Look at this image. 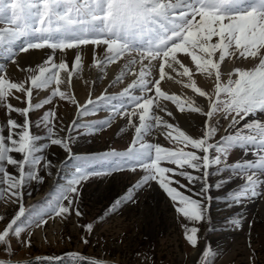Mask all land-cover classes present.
<instances>
[{"label":"snow or ice","instance_id":"snow-or-ice-1","mask_svg":"<svg viewBox=\"0 0 264 264\" xmlns=\"http://www.w3.org/2000/svg\"><path fill=\"white\" fill-rule=\"evenodd\" d=\"M0 24L4 25L0 60L25 73V79L14 81L6 64L0 63V110L7 116V135L0 125V200L5 207L17 206L11 218L0 215V264H20L12 259L13 239L29 248L33 228H43L51 219H68L73 213L82 218L84 183L115 174H131L135 181L103 216L81 225L84 244L106 218L135 204L142 191L162 192L180 222L184 241L199 253L194 264H215L218 253L202 242L199 228L211 222L212 201L240 208L264 199V0H0ZM38 50L50 51L41 63L20 66V54ZM89 51L93 68L103 71L108 65H122L109 87L126 77L131 82L116 94L105 90L92 98L90 92L80 103L70 90ZM229 60L251 66H235L224 81L221 66ZM194 77L212 80L214 86L205 90ZM169 80L195 95L182 97L162 90V81ZM41 90L49 94L34 102V91ZM10 98L25 106H14ZM198 98L203 100L198 103ZM57 100L75 106L67 135L59 134L65 131L63 126L57 130L58 113L51 107ZM45 106L50 107L44 110ZM40 110L38 119H30V113ZM101 112L107 117L85 119ZM176 112L198 114L200 131L192 134L185 129ZM13 113L22 117V123L12 118ZM113 125L121 137L132 130L125 149L74 153L72 145L83 135ZM33 127L42 134H34ZM159 136L170 146L157 142ZM50 146L67 154L59 166L43 154ZM69 161L73 170L63 184L56 185L55 194L42 205L26 206L24 189L33 182L43 184L42 171L52 176L56 167L59 176ZM9 166L16 174L9 172ZM228 224L242 230L243 214L230 217ZM135 255L137 264H157L154 253ZM65 258L84 259L68 252L36 257L35 262L60 264ZM87 264L105 262L93 259ZM250 264H255L252 257Z\"/></svg>","mask_w":264,"mask_h":264},{"label":"rangeland","instance_id":"rangeland-1","mask_svg":"<svg viewBox=\"0 0 264 264\" xmlns=\"http://www.w3.org/2000/svg\"><path fill=\"white\" fill-rule=\"evenodd\" d=\"M3 26L0 24V27ZM0 63L10 64L3 60H0ZM26 65L31 66L32 64L22 62V67ZM7 74L14 81L25 79L23 72L17 75L14 70L8 69ZM85 81L86 77L81 74L74 77L73 84L76 83V86H73V90L70 91L74 92L77 99L78 91L82 89V86L85 87L83 90L86 100L89 98L90 92L92 98L105 90L110 94L117 93L114 86L109 87L110 81L106 82L102 77L89 85ZM130 82L131 78L126 77L125 81L118 84L120 90ZM48 94V90H41L39 94L34 91V102H39ZM10 103L16 107L25 106L21 101L12 98H10ZM48 107L50 106H45L44 110H47ZM51 107H55L58 113L57 130L59 131L61 126L65 129L59 134L67 135V125L75 118V106L66 101L57 100ZM42 111L35 114L30 113V119L33 121L38 119ZM106 117L107 113L101 112L85 119L95 121ZM12 118L16 119L18 123H22V117L17 114L13 113ZM6 121L7 116L3 110H0V125L5 127V135H7ZM200 121L201 118L196 117L191 119L186 126L183 122L182 125L192 134H196L200 131ZM121 126H123V122H121ZM32 131L34 134H42L35 127L32 128ZM82 131L87 132L86 129ZM117 132H119V128L113 125L98 134L83 135L77 143L72 145L73 151L83 155L106 148L123 150L130 143L132 130H127L122 137L118 136ZM43 142L46 141L39 143ZM157 142L163 146H170L162 136L157 137ZM43 154L56 166H59L61 161L67 157V154L57 146H50ZM14 155L20 158L19 154ZM239 155L238 153L233 159L235 160ZM8 170L10 173L16 174L15 169L11 166ZM70 170H73L71 161L68 162L66 168L62 169L59 176H57L56 167L52 169V176H47L42 171L41 175H45V182L43 184L33 182L24 189L25 205H42L46 199L55 194L56 185L65 182ZM134 181L135 177L131 174H115L108 178L90 179L84 183L80 192V208L85 215L82 218H77L73 213L68 219H51L43 228H33L31 247L29 248L18 245L13 239L12 243L16 252L12 258L22 259L35 254L54 256L66 251H76L116 261L120 264H137L135 254L140 251L148 253L149 256L154 253L157 264H194L199 253L193 258L192 254L197 250L184 241L180 222L169 200L162 192L142 191L135 204H130L118 214L106 218V222L100 223L95 228V232L87 237L89 243H83L82 238L86 234L81 225L95 222L97 217L103 216L105 209ZM227 187L229 190L234 188L231 184ZM28 192H31L30 196L27 194ZM212 194L214 196L217 194L214 189ZM16 210V205L5 207L4 201L0 200V215L11 218ZM238 213L243 214L245 227L242 230H233L228 224V219ZM210 215L211 222H203L199 228L203 243L209 244L218 253L215 264H250V257L254 258L255 264H264V199L246 202L240 208H230L223 200L214 199L211 203ZM249 224L251 227H248ZM249 241L251 246H249Z\"/></svg>","mask_w":264,"mask_h":264},{"label":"bare ground","instance_id":"bare-ground-1","mask_svg":"<svg viewBox=\"0 0 264 264\" xmlns=\"http://www.w3.org/2000/svg\"><path fill=\"white\" fill-rule=\"evenodd\" d=\"M47 51H50V50H38V51H33L30 54H23V53L20 54V58H19L20 59V66L22 67V62L32 64L31 66H35V65L41 63L42 60L44 58H46L45 53ZM72 59H73L72 55H69L68 60L71 61ZM186 63H188L190 65V61H186ZM6 66H7V70L12 69L17 73V75H19V73H21V71H19V69L15 65H11V64L6 63ZM235 66L250 67L251 65H249L247 63H243V64L233 63V61H231V60L227 61L225 64H222V66H221L222 78L224 81H227L228 73ZM120 67H122V65H117V64L108 65L103 71H101L97 68H93L91 66V52L89 51L85 57V62H84V66H83L82 70L79 73L74 74V77L79 75V74L85 76L86 81L88 82V85L93 83L96 79L101 78V77L104 78V80L106 82L110 81V83H111L115 79L116 75L119 74ZM156 73L158 74V68L156 69ZM172 75L175 76V73H173ZM74 77H73V80H74ZM194 78H197L198 86L204 88L205 90L210 91L211 87L214 86V82L212 80H206L203 77H194ZM176 79H180V78L176 77ZM184 79L186 81V78H184ZM73 86L75 87L76 83L73 84ZM119 86L120 85L114 86V89L117 91V93H118V90H120ZM73 88H72V90H73ZM81 88L82 89L80 91H78L77 97H78V99H80V101H79L80 103H84L86 101V95L84 94V90H83L85 87L82 86ZM162 90L169 92V94H176V95H180L182 97L188 96V95H192V96L195 95V94L191 93L190 89H184L181 84H177L175 82V80H169L167 82L162 81ZM202 100H203V98H198L197 102L199 103ZM166 103L169 104L170 108L174 109V105H171L170 102H166ZM201 106H203V105H201ZM175 115L180 118V122L181 123L183 122L185 124V126L190 122L191 119H195L196 117H199L198 114L187 115L186 113L180 114L179 112H176ZM166 119H169V118L166 117ZM197 254H198V251L193 252V254H192L193 258Z\"/></svg>","mask_w":264,"mask_h":264},{"label":"water","instance_id":"water-1","mask_svg":"<svg viewBox=\"0 0 264 264\" xmlns=\"http://www.w3.org/2000/svg\"><path fill=\"white\" fill-rule=\"evenodd\" d=\"M201 240L203 242V239L201 237ZM202 245V244H201ZM68 252H76V251H66V252H63L61 254H58V255H54V256H63L65 253H68ZM76 253H79L81 254L85 261H89V260H93V259H97V260H102L105 262V264H120L116 261H112V260H109V259H102V258H98V257H95V256H92V255H85L83 253H80V252H76ZM47 256H52V255H47V254H35V255H32V256H29V257H25V258H22V259H13L14 261H20V264H24V261H34L36 257H47Z\"/></svg>","mask_w":264,"mask_h":264},{"label":"trees","instance_id":"trees-1","mask_svg":"<svg viewBox=\"0 0 264 264\" xmlns=\"http://www.w3.org/2000/svg\"><path fill=\"white\" fill-rule=\"evenodd\" d=\"M34 264H36L35 260L32 261ZM88 261L81 260V261H73L70 259L65 258L63 261L60 262V264H87ZM38 264H48L47 261H40Z\"/></svg>","mask_w":264,"mask_h":264}]
</instances>
